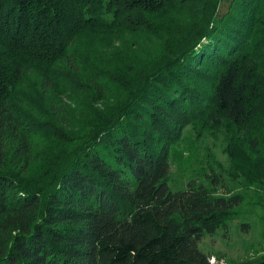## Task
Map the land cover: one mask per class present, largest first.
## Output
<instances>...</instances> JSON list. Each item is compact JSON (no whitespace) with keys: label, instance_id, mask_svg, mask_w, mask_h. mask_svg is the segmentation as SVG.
Instances as JSON below:
<instances>
[{"label":"trees","instance_id":"trees-1","mask_svg":"<svg viewBox=\"0 0 264 264\" xmlns=\"http://www.w3.org/2000/svg\"><path fill=\"white\" fill-rule=\"evenodd\" d=\"M204 133L220 171L183 160ZM243 203L264 209V0H0V264H224L198 244Z\"/></svg>","mask_w":264,"mask_h":264},{"label":"rangeland","instance_id":"rangeland-1","mask_svg":"<svg viewBox=\"0 0 264 264\" xmlns=\"http://www.w3.org/2000/svg\"><path fill=\"white\" fill-rule=\"evenodd\" d=\"M184 136L188 138L185 142L187 144L191 138H194V134L189 132H186ZM223 148L224 142L221 135L213 137L208 133H204L203 137L196 143V149H193L194 155L192 159H188L189 153L184 149L183 160L186 161V166L189 169L196 171L200 168H205L206 170L208 166L207 159L214 158L219 162V165L221 164V167L216 166V170L220 171L228 163L226 155L223 153ZM207 153L211 156L207 157ZM190 174L192 172L185 171L179 161L171 159L168 182L170 190L184 189L188 178L194 175V173ZM234 183L224 176L223 184L225 186L218 187L217 191L219 193L226 191L236 192L239 187L236 182ZM238 211V215L229 222L225 236H223L224 231L222 229L217 230L213 234L205 233L198 244V248L202 252L212 255L211 258H216V255L220 256L219 262L224 264L242 261L247 257L253 256V250L257 249L258 253H261L264 248V209L258 205L243 203ZM245 223L249 225L247 229L243 228Z\"/></svg>","mask_w":264,"mask_h":264},{"label":"built area","instance_id":"built-area-1","mask_svg":"<svg viewBox=\"0 0 264 264\" xmlns=\"http://www.w3.org/2000/svg\"><path fill=\"white\" fill-rule=\"evenodd\" d=\"M210 261H211V262H214V261H215V259H214V258H211V259H210Z\"/></svg>","mask_w":264,"mask_h":264}]
</instances>
